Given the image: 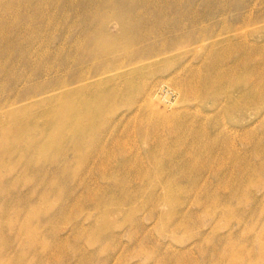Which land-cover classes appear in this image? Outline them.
<instances>
[{
  "label": "rangeland",
  "instance_id": "1",
  "mask_svg": "<svg viewBox=\"0 0 264 264\" xmlns=\"http://www.w3.org/2000/svg\"><path fill=\"white\" fill-rule=\"evenodd\" d=\"M0 264H264V0H0Z\"/></svg>",
  "mask_w": 264,
  "mask_h": 264
},
{
  "label": "bare ground",
  "instance_id": "2",
  "mask_svg": "<svg viewBox=\"0 0 264 264\" xmlns=\"http://www.w3.org/2000/svg\"><path fill=\"white\" fill-rule=\"evenodd\" d=\"M122 38H119V36L116 37V39L113 41L112 44L106 45L104 42L100 41L98 42V48L100 49L101 53H106L109 51L116 50L122 43ZM233 94L232 91L229 92L228 97ZM176 98V96H175ZM174 98V100H171V98H165L163 103L164 107L161 108L159 107L157 100L154 101V108L152 110V113L158 118L157 120H160L161 122H164L166 120H172L175 117L176 111H178L177 107V100ZM156 99V98H154ZM228 102L227 109L230 112H233L234 110L237 112V114H241L242 112V101L240 99H236L234 97H231L230 99H226ZM159 101V100H158ZM195 135H198V132L194 133ZM215 143L212 141H207L206 145L203 148L196 149V150H191L187 152V155L184 159V163L187 164L192 161H196L198 159V156L201 154H211L213 152V147ZM229 153V150L227 148H224L222 150V156L226 157ZM166 198V197H165Z\"/></svg>",
  "mask_w": 264,
  "mask_h": 264
}]
</instances>
